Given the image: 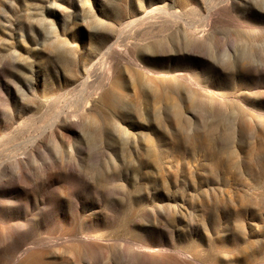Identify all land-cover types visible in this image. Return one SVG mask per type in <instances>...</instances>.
<instances>
[{
    "label": "rangeland",
    "instance_id": "1",
    "mask_svg": "<svg viewBox=\"0 0 264 264\" xmlns=\"http://www.w3.org/2000/svg\"><path fill=\"white\" fill-rule=\"evenodd\" d=\"M0 264H264V0H0Z\"/></svg>",
    "mask_w": 264,
    "mask_h": 264
}]
</instances>
